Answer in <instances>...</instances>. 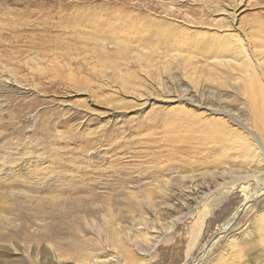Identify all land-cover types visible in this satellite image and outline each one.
<instances>
[{
  "label": "rangeland",
  "instance_id": "rangeland-1",
  "mask_svg": "<svg viewBox=\"0 0 264 264\" xmlns=\"http://www.w3.org/2000/svg\"><path fill=\"white\" fill-rule=\"evenodd\" d=\"M229 2L241 6L233 24L220 14ZM237 26L250 38L246 46L256 48L264 39V0H0V67L13 78L0 74V163L5 165L0 197L14 209L0 216L22 219L17 236L29 233L25 226L34 209L57 201L77 206L79 217L112 212L124 231L142 216L160 228L163 221L180 217L147 264H264V197L200 254L246 198L245 183L233 184L229 171L257 167L241 157L242 141L224 133V115L210 116L222 125L203 124L204 108L230 110L244 124L248 118L246 125L264 142V121L250 110L249 93L240 88L244 80L235 71L224 76L222 67L209 76L200 54L201 44L227 42L218 39L221 32L242 38L233 29ZM115 36L131 41V51L114 52L110 41ZM166 38L198 56L171 66L157 54L153 64L133 58L134 51H142L138 43L164 48L172 44ZM195 76L203 80L205 92L194 87ZM181 97L200 101L203 109L194 111L205 118L184 115ZM236 128L240 137H250ZM161 182H169L168 189L160 190L156 184ZM142 187L154 202H147ZM133 192L138 196L131 197ZM34 233L44 248L48 240ZM126 241L131 254L126 260L119 256L123 264H130L129 257L146 264L131 238ZM3 242L4 264L29 262Z\"/></svg>",
  "mask_w": 264,
  "mask_h": 264
},
{
  "label": "bare ground",
  "instance_id": "bare-ground-1",
  "mask_svg": "<svg viewBox=\"0 0 264 264\" xmlns=\"http://www.w3.org/2000/svg\"><path fill=\"white\" fill-rule=\"evenodd\" d=\"M223 5L224 7H227L226 9H229L230 12L226 11V9H222L220 14L225 15L226 19L232 24L235 23L236 19L239 16V10L241 6L239 4H234L232 2H229V4L224 3ZM213 29H216V31H218L220 28L214 27ZM233 29L237 30L238 34L239 33L243 34L242 35L243 39L240 37V35L239 37L232 39V37H229L226 33L222 34L221 32L220 36H218V39L222 38L224 41L226 40L227 42L221 45H215V43L201 44L200 47H202L201 49L204 48V50L200 54L203 60L206 61L205 63V66L207 67L206 72L209 74V76H211L214 73V71L219 70V67H222V69L225 71L222 72L224 76H228V74L233 73L234 71L238 73L239 77H241V79L244 80V84H243L244 86L240 87L241 90H246L247 93H249V98L251 100V103H249L250 105L249 107L251 112H255L256 116L259 119H261V121L263 122L264 121V39L261 38L262 39L261 43L260 44L257 43L259 44L258 45L259 47L257 46L256 48L253 47L249 48L246 45H249L250 38L247 35H245V33H243V30L240 28V26H237ZM261 29L262 31H264L263 27ZM225 30L227 31V29ZM170 37H173V35L171 34ZM165 40L167 42L168 41L172 42L171 46L166 44V46L163 48L157 45L154 46V45H149L147 43L146 44L138 43L137 44L138 46H142V51H134L133 58H136L138 61L146 60L148 64H153L155 61L153 63L151 61L154 59L155 54H157L159 56V61L164 63L167 62L168 63L167 65L171 66L174 63L186 64L187 62L198 56V54L195 52L194 49L185 48L182 45H178V44L177 46H175V44L179 42L177 41L174 42L171 40V38H166ZM129 42L131 41L124 39L120 40L118 37L115 36L110 41V44L113 45L114 52L123 54L131 51L129 48ZM104 48L105 50H109L106 46ZM257 48L259 49V51L257 50ZM123 58L127 61V58L125 57ZM158 69L162 73L166 72V69L164 67H159ZM259 69L261 71H259ZM3 72L6 71L4 70L3 67H0V74H2ZM6 73L10 75V77L8 78L9 80L13 79L11 78L10 72L7 71ZM200 78L203 79L204 76L200 75ZM201 79L198 80L197 76L194 77L195 80L194 87H196L198 90L201 89L205 92L204 89L205 86L204 88L202 87L204 82ZM206 93L208 95L209 94L214 95V92L211 90L206 91ZM179 98L180 97H178V99ZM149 99H146L145 102L143 103H147ZM181 99H183L185 102V105L183 107L185 108L183 110V112L185 113V114L183 113L184 115L189 116L190 114L189 117H193L195 121L196 119L201 121V119L207 117L206 119L202 120L203 124L206 123L207 126L214 125L213 126L214 128L216 125H222V123L223 124L225 123L227 129L225 130L226 132L224 133H226L227 135L229 134L231 137L235 136L232 138L234 139L238 138L240 141H242L241 157H243L244 159L248 158L249 162H254L253 164H256L257 166L255 169H246L245 171H243L244 173L235 172L232 170L229 171L230 173L229 175L233 176V180L231 181L233 184L234 182H239V181L245 183V185H243V189L246 192L245 193L246 198L244 201H242V203L239 206L236 207V209L232 212V214L227 218L226 224L223 226L221 230V236H222L235 223V219L240 217L241 214L245 212L247 206L250 207V205L253 203L254 200L264 197V177L259 178L260 173L264 172V154H263L264 142H262L263 140L261 141L260 134L259 132H257V130H254L252 127L248 126L249 124L246 125V123L249 120L248 118H247L248 120L245 118L247 122L244 124L241 121L242 117L240 118V116L237 113H233L230 110H221L210 106L204 108V110L206 109L205 111L207 112V114L204 117L201 116L200 114H197L196 112L197 110L203 109V104L200 101H194L190 98L188 99L187 97L186 98L181 97ZM90 100L93 101V98L90 97ZM219 114L224 115V118H226V119H222V123H220L221 122L220 119H213V117H210ZM234 126L236 127L238 126L240 130L241 129L244 130V132L247 133L246 135L250 137H242V136L240 137V133L237 132L238 130L234 131L236 127L232 129V127ZM257 144L259 146H257ZM4 166H5L4 164L1 165L0 163V170ZM8 169L15 170L14 166H9ZM168 183L161 182V183H157L156 185L160 187V190H163L162 189L163 187L167 188ZM173 185H176V182ZM139 186H143V184L139 183ZM141 189H142L141 193L145 192V195H147L145 196V199L148 202V200L151 197L150 194L147 191H145L144 187H142ZM207 194L208 193H206L205 195ZM137 196L138 195L135 192L131 193V197H137ZM50 198H52L53 200V197ZM137 201L138 203L141 204L145 203L143 202L144 200H137ZM151 201L152 200L150 199L149 201L150 203L154 202ZM56 202L49 201L50 204H53L52 206L50 204L49 206L46 207L45 205H41L38 206L36 209H34V213L31 211L32 218L30 220H27L30 225L25 226L26 230H29V233L27 234L28 231H24L25 236L23 238L17 236L19 235L18 233V231L20 230L19 228L23 223L21 218L15 219L16 218L15 217L14 218L15 220H13L12 218H9L8 215L0 216L3 220V223L2 224L0 223V243L1 242L4 243L3 241H5L6 243L5 247H7L9 251H12L14 253H18L21 251L22 254L24 253L22 256H25L29 259L28 260L29 262L27 264H45L46 260H50L49 264H123L124 262L119 258V256L124 255L125 256L124 258L126 260L128 254H131L129 247L130 244H128L126 241L127 237H130L133 245L135 246L137 245V249L145 257L144 263L147 264V262L152 257V252H154L153 250L157 245L158 241L162 237H165V235L169 231H171V229L180 219V217L176 216L171 220L163 221V223L161 224L162 228H160V227H156V225L149 226L150 224L149 221H151V217L142 216L139 219L138 223L133 222L135 224L134 226L131 225L132 227L129 226L127 228H125L126 227L125 226L124 228L128 229V231H124L123 227L119 225L120 224L119 219L115 217L116 215H114L112 212L102 213L101 218L89 217L85 213L81 215L82 217H79L77 215L78 213L76 214L75 212L76 210L74 211L75 208L77 209V206L76 207L74 206L75 208H72V206L69 203L68 204L70 206L67 205L68 206L67 207L66 206L67 203L66 204L64 203L65 204L64 206V204L62 203L59 204ZM10 206L11 204L9 203L8 199L6 200L4 196L0 197V212L1 211L5 213L7 212L8 214L10 210H14L11 209ZM56 213L57 215L61 214L62 217L60 218L59 215L57 218H55V216H57ZM52 214H55V216ZM4 222H6L7 225L6 224L4 225ZM136 225H138V227L134 228ZM36 230L38 231V233L41 232L40 238H44L48 240L44 244V248L43 245L41 244L40 239L36 237L34 239V236L37 233V232L34 233ZM2 236L3 238H1ZM14 238L21 240V242L20 241L19 242L20 244H22L23 247L18 248L17 246H20V244L18 241L16 242V239L14 240ZM220 238L221 237L213 241L211 244L207 242L203 244L202 251H200V254H203L202 257L211 249V247H213L218 242ZM2 243L1 245H3ZM46 249L48 250V253ZM46 255H48V257ZM121 258L123 259V257ZM196 259L194 261H196ZM4 261L5 259H1L0 264H4ZM13 261L14 260L10 259L9 261H7V263L13 264ZM129 262L130 264H139L138 261H134L131 257H129ZM190 264H192V262Z\"/></svg>",
  "mask_w": 264,
  "mask_h": 264
},
{
  "label": "water",
  "instance_id": "water-1",
  "mask_svg": "<svg viewBox=\"0 0 264 264\" xmlns=\"http://www.w3.org/2000/svg\"><path fill=\"white\" fill-rule=\"evenodd\" d=\"M226 224V222L224 224H222L221 226H219L218 230L216 231V233L214 234L213 237H211L209 240H207V243H212L213 241L217 240L219 237H221V230L223 228V226ZM209 244V245H210Z\"/></svg>",
  "mask_w": 264,
  "mask_h": 264
},
{
  "label": "crops",
  "instance_id": "crops-1",
  "mask_svg": "<svg viewBox=\"0 0 264 264\" xmlns=\"http://www.w3.org/2000/svg\"><path fill=\"white\" fill-rule=\"evenodd\" d=\"M231 214H232V213H230V215H231ZM230 215H229V216H230Z\"/></svg>",
  "mask_w": 264,
  "mask_h": 264
}]
</instances>
